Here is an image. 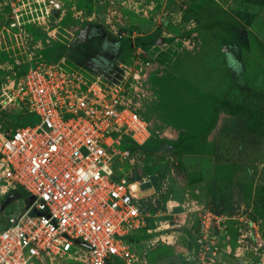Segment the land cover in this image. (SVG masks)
Segmentation results:
<instances>
[{
    "label": "rangeland",
    "instance_id": "obj_1",
    "mask_svg": "<svg viewBox=\"0 0 264 264\" xmlns=\"http://www.w3.org/2000/svg\"><path fill=\"white\" fill-rule=\"evenodd\" d=\"M13 1L18 26L11 24L8 0H0L2 125L33 119L25 104L8 99L30 62L66 64L122 87L150 127L146 145L192 136L175 150L137 151L133 164L115 163L116 174L134 173L152 184L143 189L150 216L133 241L136 264H264V232L263 240L246 235L263 215L236 206L256 185L260 193L252 201L264 207V98L255 94L264 93L261 6L247 0ZM212 183L255 227L221 220L216 253L202 261L188 251L208 210L197 199ZM9 193H0V205L13 194L0 209V229L30 197L22 187ZM242 239L261 250H244ZM44 264L85 262L57 257Z\"/></svg>",
    "mask_w": 264,
    "mask_h": 264
},
{
    "label": "built area",
    "instance_id": "obj_2",
    "mask_svg": "<svg viewBox=\"0 0 264 264\" xmlns=\"http://www.w3.org/2000/svg\"><path fill=\"white\" fill-rule=\"evenodd\" d=\"M8 4L12 26L20 25L14 1ZM65 65L28 63L8 94L34 120L9 129L0 120V193L19 187L30 193L24 209L8 215L0 229V264L57 257L136 264L133 241L150 216L141 188L147 179L116 174L115 163H134L138 150L122 149L121 142L146 144L150 127L122 87ZM225 218L255 227L243 207L221 215L204 210L192 258L216 253V226Z\"/></svg>",
    "mask_w": 264,
    "mask_h": 264
},
{
    "label": "trees",
    "instance_id": "obj_3",
    "mask_svg": "<svg viewBox=\"0 0 264 264\" xmlns=\"http://www.w3.org/2000/svg\"><path fill=\"white\" fill-rule=\"evenodd\" d=\"M247 1H249L253 4H257L261 7L264 6V0H247ZM255 94L259 98H264V93H255ZM32 120H34V119H32ZM32 120L27 119V120H24L22 122L26 123V122H30ZM22 122H20V123H22ZM191 137L192 136L185 135V136L179 138L178 140H176L174 142H162V143L157 144V145H146V144L137 145L128 137H124L122 140L121 146H122V148L129 149L131 151H136V150L144 151L146 154L149 155L153 152L175 150V149L179 148L184 143L185 140H187ZM123 141H124V143H123ZM155 168L156 167H148L146 169V171L153 172V170ZM132 180H135V177H132ZM235 185L241 187V183H235ZM12 192L14 193L15 191H12ZM10 194H12V193H9L7 195H10ZM207 206H208V209L212 213L217 214V215H221L222 213H231L234 210L233 203H230L229 201H227L225 199V197L222 195V193H220V191L215 188L213 183L211 185L210 199L208 201ZM138 236H139V234L136 235V239Z\"/></svg>",
    "mask_w": 264,
    "mask_h": 264
},
{
    "label": "crops",
    "instance_id": "obj_4",
    "mask_svg": "<svg viewBox=\"0 0 264 264\" xmlns=\"http://www.w3.org/2000/svg\"><path fill=\"white\" fill-rule=\"evenodd\" d=\"M261 8L262 9H261V13H260V20L263 23V29L262 30L264 31V6ZM243 185L245 186V184H243ZM256 188H257L256 185H255L253 190H249V188L248 189L246 188L245 191L247 192V194H246V192H244L243 201L240 198V202L237 201L236 206H243V207L246 206L250 209V211H253L254 214L257 212L260 215H263V217H264V207L262 205H258L256 201L255 202L252 201L254 199L253 196H256L258 193H260V192H258V193L256 192V191H258ZM210 189H211V184H210ZM207 192L201 194L200 197L197 199V201L199 200V202L201 203L202 207H208L207 204H208V201L210 199V195H209L210 190H208ZM263 217H262V219L257 220L259 225L254 230H251L250 228L247 229L246 235L251 236V233H252L254 235V239H255V235H256L258 240L260 239L259 236L263 240V237H262L263 232H264V218ZM240 241H242V244H244V250H251V249H254L257 251L261 250L262 246L260 243L258 246L255 247V246L248 244L249 241L246 242L245 239H242ZM252 242H253L252 244L255 245V242L253 240H252ZM262 243H263V241H262Z\"/></svg>",
    "mask_w": 264,
    "mask_h": 264
},
{
    "label": "water",
    "instance_id": "obj_5",
    "mask_svg": "<svg viewBox=\"0 0 264 264\" xmlns=\"http://www.w3.org/2000/svg\"><path fill=\"white\" fill-rule=\"evenodd\" d=\"M85 33H86V30L83 32V34H82V37H84L85 36ZM152 186V184L150 183V182H145V183H143L142 185H141V188L142 189H146V188H150ZM13 195V194H12ZM12 195H10L1 205H0V209H1V207L3 206V204H5L11 197H12ZM79 243H81V244H84V245H86L84 242H82V241H78Z\"/></svg>",
    "mask_w": 264,
    "mask_h": 264
}]
</instances>
